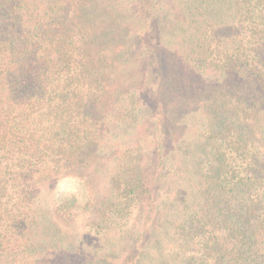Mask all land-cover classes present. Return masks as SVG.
I'll use <instances>...</instances> for the list:
<instances>
[{"label": "trees", "instance_id": "obj_1", "mask_svg": "<svg viewBox=\"0 0 264 264\" xmlns=\"http://www.w3.org/2000/svg\"><path fill=\"white\" fill-rule=\"evenodd\" d=\"M174 3L0 0V264H264V0H179L182 19ZM128 67L144 103L118 112L112 80ZM210 69L239 79L233 102L225 86L168 102L170 81ZM129 108L135 128L136 111L150 113L147 158L111 139ZM102 158L109 188L83 203V225L114 227L121 250L108 255L78 248L54 219L81 205L55 185Z\"/></svg>", "mask_w": 264, "mask_h": 264}, {"label": "rangeland", "instance_id": "obj_2", "mask_svg": "<svg viewBox=\"0 0 264 264\" xmlns=\"http://www.w3.org/2000/svg\"><path fill=\"white\" fill-rule=\"evenodd\" d=\"M174 1L176 3L173 4L174 8H172V12L174 13V16L176 15V17L182 19V5L179 3V0ZM142 14L144 15V18L146 16H149L150 18H156L154 22L158 23L159 25L160 9L157 8L154 4H148V8L143 10ZM166 25L169 26L171 25V23L169 22ZM145 30V24L142 25V31H140L139 29L136 30V36L134 37V44L136 45V49L135 51H132L130 53V56L128 58L129 62L131 61V59H135V57L138 56L139 53L137 50H139L140 47L146 44L147 38L145 36ZM130 43L133 45V42ZM123 73L124 71L119 70L118 72H116V75L112 80V84H114L115 87V94H118V97H113L112 99L108 100V102H119L120 105L123 104V106H120L121 108L118 109V112H123V108L127 107V105H124L125 102H143L140 96L138 98L139 91L136 88V83H143L141 82V80H136V74L133 73V68L128 67L126 68V72L124 73V75ZM126 73L129 75H127ZM194 74L197 77L196 82L200 83L202 87L204 84H206L207 88L201 94L196 93V90L199 88V84H195L194 81L196 77ZM194 74H188L187 78L189 79L188 82H190V84L194 83V88H196L195 90H186L185 85H191L187 81H185V78H176L172 80V82L170 81V84L165 87L166 93L169 97L168 102H192L193 100L190 99L192 98V96L195 95V97L198 98V96L201 97L203 93L207 94L210 88L219 87L220 89V87L222 86L229 88L228 91L230 93L231 102H233V98H235L236 96V89L232 88H234V85L239 81L238 78L235 79L234 74L227 73V76L223 78V75H220L218 72H215L211 69L202 73ZM184 82H186L185 85ZM144 85L147 86L146 84ZM132 88H134L135 90ZM132 94H137L133 95L136 99H133ZM184 110L185 108L182 106V111L184 112ZM131 111L132 108H129L125 111V114L130 115L132 123L127 126L126 129H122L123 123L122 127H120V125L118 124V127L120 129L117 130L116 136L114 134L113 136L115 137L112 136L111 139L114 141V143H118L120 146L128 143H139L141 147L145 145L146 151H144V154L147 158L151 155L150 151L152 149V145L150 143V140L152 139L154 130V127L152 126L153 122L150 118V113L147 112V110L146 113H144L142 110H137L136 119L139 120L138 118L142 116L145 118L140 122V127L135 128L136 125L134 123V117L132 116ZM150 123L152 128H150ZM132 128H134L132 134H128V132ZM109 164L110 163L106 164L104 159L102 158L101 160H97L96 162H94L90 167L78 171L76 175L77 178H75L76 180L68 179L59 183L58 185L54 184L55 187H59V191L61 193H74L75 195H77V198L81 204L77 209V212H75V214L71 218L61 220L60 218H57V216H54L55 221L60 225L61 229L67 236V239L72 244H74L78 248H83L85 251L87 249L91 250L93 247H95L97 254L101 255L106 254V252L108 251L107 248L110 247L121 250V246L119 245L118 239L116 238V231L114 227H111L109 230L100 235H93L88 233L83 223L86 221V219H88L89 216L92 215V212L90 210V207H84L83 203L87 201L89 203H92L101 198L107 192L109 188L108 173L111 171V166Z\"/></svg>", "mask_w": 264, "mask_h": 264}]
</instances>
